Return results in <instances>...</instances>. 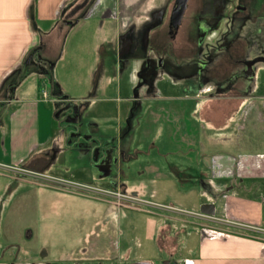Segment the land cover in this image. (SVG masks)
<instances>
[{"label": "crops", "instance_id": "1", "mask_svg": "<svg viewBox=\"0 0 264 264\" xmlns=\"http://www.w3.org/2000/svg\"><path fill=\"white\" fill-rule=\"evenodd\" d=\"M204 1L199 16L221 12L215 0ZM173 2L0 0V165L9 168H0V264H15L5 248L17 231L19 240L43 239L50 247L71 241L51 263L52 248L41 258L20 257V264H157L138 260L139 251L129 248L138 244L139 231L153 244L151 257L164 254L167 264H264V235L225 222L264 229V61L243 75L247 61L264 58V0H243V18L230 27L233 8L223 11L218 33L207 39L217 54L206 70L194 50L196 21L191 39L178 36L194 11L191 0L178 34L169 35ZM226 31L234 45L223 51ZM165 110L175 117L181 148H171L169 133L159 141L168 148L164 164L132 165L131 178L119 164L114 178L102 164L103 145L112 138L99 129L113 127L118 135L130 115L132 133L142 127L149 134L159 121L154 111ZM148 134L118 137L116 159L130 152L136 161L139 143L155 145ZM172 183L185 194L196 192L198 208L212 204L213 216L194 213L201 221L196 228L101 194L154 197ZM89 222L113 230L115 247L104 233L103 251L91 248V233L84 232ZM189 232L194 243L179 255L178 241Z\"/></svg>", "mask_w": 264, "mask_h": 264}, {"label": "rangeland", "instance_id": "2", "mask_svg": "<svg viewBox=\"0 0 264 264\" xmlns=\"http://www.w3.org/2000/svg\"><path fill=\"white\" fill-rule=\"evenodd\" d=\"M204 0H191V2L193 3V10L192 14L190 16V18L188 19V21H190V23L193 24V21L195 23L196 21V27L200 26V31L205 30V21H204V16H199L198 11L200 12V14H202V2ZM207 1V0H206ZM204 1V3L207 4V2ZM190 2V4H191ZM190 8H192L190 6ZM198 14V15H197ZM209 20V19H208ZM207 20V21H208ZM209 22V21H208ZM210 23V22H209ZM191 34H190V29L188 28L187 32L185 34H183V39H191L190 38ZM194 38V37H193ZM189 43V42H188ZM193 45V44H192ZM193 47V46H192ZM195 50V49H194ZM193 50V52H194ZM189 53H191V50H188ZM172 93H177L178 91H171ZM164 103V102H162ZM182 103V102H181ZM171 105H173V103H170ZM154 118L158 119L159 121L156 122V124L154 125L155 128L150 127L149 128V134L144 131V128L140 127L138 130H136V132L132 133V129L131 126L134 123V120H131L130 115L127 117V120L124 122L125 124V128L121 129V133L116 135L115 129L113 127H106L103 129H99V132L101 133H106V136H108V138H112L110 142H107L103 145V147H105L104 153H105V161L102 162L107 164L106 167H108L109 170H111L113 177L115 178V174L117 172L116 168H119V164L121 169L123 170L124 174H128V178H131L130 173H132V169L134 167L135 164L138 165L139 168H142V166L144 167L143 169L146 168V166L148 165V163L151 162V164L157 166V165H162L164 164L163 162V158L161 156V153H167L168 148L166 149L167 145H163L161 144L159 141L164 138V136L166 137L167 135H170V142H171V148L172 149H179L181 148V146L179 147V144L181 142V140L179 139L181 137V135L178 133V129L175 127V124H173V121L175 119V117L173 116V114H170V111H154ZM170 129H169V128ZM98 134V136H103V134ZM131 134H133L135 136V138L138 136V138H142L143 136H146L148 134V136L153 137L154 141H155V145L153 147H147V142L143 143L145 140L148 141V139H145L142 143H139V148L142 151L141 153L138 154V159L135 160H131V153L129 152V154L127 155H123L122 160H120V157L118 156V158L116 159V147H117V142H118V137H122L123 140L125 141L127 139V137H129ZM116 135V136H115ZM154 135V136H153ZM105 136V134H104ZM116 137V138H115ZM162 141V140H161ZM168 142V143H170ZM185 149L188 148L184 147ZM177 152V151H176ZM160 154V156H159ZM97 156L96 158H94V162H97ZM117 163V164H116ZM133 165V167H131ZM105 165H101L99 163H92V168H101ZM145 177L146 174L144 175ZM136 178H143V177H137ZM161 188V187H160ZM109 198V197H108ZM198 195L196 192H190V193H184L182 191H179L177 189V186L174 185L172 183V185H170V187L165 190V191H160L158 195H155L154 197H151L150 195H147L146 198L141 197V199H144L145 201L149 199V201L155 202V203H159L161 205L167 204V205H171L174 207V209L177 210H162L159 209L158 207H153V206H145V205H140L141 208L143 209H149L150 211L153 212H161V213H168L169 215L172 216H176V217H181L186 219V221L189 222H194L196 228L198 226H200L199 224L201 223L200 219H197L194 216V213L199 212V208L197 207L198 204ZM87 225V226H86ZM86 225H83L84 232L88 233L87 231L89 230V233H91V235L88 237V244L89 246L92 248L95 246V244L97 245L96 248L100 247V250L103 251L104 249V241H103V234L106 233V240L107 242H109V244H111L112 246L115 247V240H114V236L112 237V234L114 233L113 230H105L101 229V227L95 226L90 224V222ZM188 229H191L189 227V224H186ZM142 226V225H140ZM179 227H181L180 225H178ZM194 226V227H195ZM114 235V234H113ZM136 235L140 238V240L138 241V244H135L134 242L131 243L129 245V248L133 251H139V258L138 260H142V259H149V258H154L152 259L154 262H156L157 264H163L164 262H166V260L164 259L165 257L163 256L164 254H159L156 255V257H151L150 252H152V242L147 241L144 239L143 237V233L142 231L136 232ZM19 236V232L17 231L14 234V239L12 241H10V243L7 245L6 249V253L7 255L10 254L8 258V260H12V263L15 264H20L21 262L19 261V259L21 260L20 257L24 258V257H28L29 259L32 258V256H34V254L38 255L39 258H41L43 255L41 254L42 250L46 251V254L49 253V249H51V259H50V263L52 262L51 260H56L59 256V254L62 252L63 254L66 253L68 251V247L67 244L70 243L71 241L65 239L64 241H61L62 243H57V242H53V247H50L49 243L47 244V246L44 245V241L43 239L38 240V241H24V240H19L18 238ZM115 238L118 239L117 240V246H122L124 241L123 239L118 236V234L115 235ZM196 236L195 234H191L190 232L188 233V235L186 236V239L182 237V242L178 241V248H177V252L179 255L184 256L186 254V251L188 249L191 248L192 244L194 243ZM113 241V242H112ZM1 242V240H0ZM52 245V242H50ZM87 246V245H86ZM99 252V251H98ZM97 252V253H98ZM18 254V259H13V255H17ZM142 256V257H141ZM164 257V258H163ZM14 260V261H13ZM97 262V261H95ZM95 262H91L90 264H96ZM53 264H62V263H53ZM102 264V263H100ZM110 264H115V263H110Z\"/></svg>", "mask_w": 264, "mask_h": 264}, {"label": "flooded vegetation", "instance_id": "3", "mask_svg": "<svg viewBox=\"0 0 264 264\" xmlns=\"http://www.w3.org/2000/svg\"><path fill=\"white\" fill-rule=\"evenodd\" d=\"M188 2H189V0L187 1L186 7L188 6ZM214 2H215V4H214L213 8H219V10H221V12H219V13L214 12L215 14L211 18H207V19L205 18L204 21H205V27L206 28H204L205 30L200 31L196 37L195 54H196V58L198 59L197 61H199L203 64V67H204L203 70L207 69V67L209 66L208 64L212 62V59L217 54L216 53V46H207L206 44H207V39L210 37V35H212V34L216 35L218 33V30L220 28L219 24L223 18L221 16L223 11L228 7L233 8V11H232L233 16H229L228 17L229 19L227 20L228 24H229L228 27H230V25L232 26V24H234V22L237 19L243 18L242 16H239V14L246 11V6L243 4V0H215ZM173 7H174V2L172 5V8ZM172 8H171V11H172ZM186 10H187V8H186ZM186 10H185V13H186ZM185 13L183 15V18L181 20L180 25L177 28L171 27L170 21L168 20V27H169L168 32H169V35L171 38H175V36L178 34L179 28L182 26V22H183ZM169 17H170V15H169ZM190 24H191L190 21H186L184 23V26H182V29L179 31V34H178L179 37H181L183 34H185L187 32L188 28H191ZM229 32L228 31L221 32L220 36L222 35V37L219 36L221 38V41H222V50L223 51L230 50L231 47L234 45L232 43V41L231 42L229 41V43H227L228 35L231 34V32H230V34H229ZM223 33H224V35H223ZM257 58H263V57H260V56L254 57V59H257ZM250 73H251V71L247 72L246 68H245V70H243V75H245V76L250 75Z\"/></svg>", "mask_w": 264, "mask_h": 264}, {"label": "built area", "instance_id": "4", "mask_svg": "<svg viewBox=\"0 0 264 264\" xmlns=\"http://www.w3.org/2000/svg\"><path fill=\"white\" fill-rule=\"evenodd\" d=\"M0 168L7 169L8 167H3V166L0 165ZM10 169L14 170L15 168H10ZM33 176L36 177V178L48 179V180L51 181L50 177H46V176H43V175H39V174L35 175L34 174ZM52 181L60 183V184H63V185H67V186H70V187H78L75 184H68V183L60 182L58 180H52ZM101 194H103L105 196L112 197L113 199H116L118 202H122V203H131V204H139V205H145V206H153V207H158V208L163 209V210H172V211L177 210V209L170 208V207L157 206V205H155L153 203L144 201V200L139 199L137 197H133V196H131L129 194H124V193H119V192H116V193L102 192ZM177 211H179V210H177ZM207 217H211V216H207ZM225 222L229 223V224H232V225H234L235 227H238L241 230L264 235V229L259 227L258 225H252V224L242 223V222H233V221L232 222L225 221Z\"/></svg>", "mask_w": 264, "mask_h": 264}, {"label": "water", "instance_id": "5", "mask_svg": "<svg viewBox=\"0 0 264 264\" xmlns=\"http://www.w3.org/2000/svg\"><path fill=\"white\" fill-rule=\"evenodd\" d=\"M187 1L188 0H175L174 1V7L172 8V11L169 17L171 27L177 28L180 25L185 9H186ZM257 61H264V58H257L254 60L247 61L245 63L247 72H250L252 70V66ZM199 212L202 215L213 216L214 206L212 204H203L200 206ZM163 264H167V263L164 262Z\"/></svg>", "mask_w": 264, "mask_h": 264}]
</instances>
